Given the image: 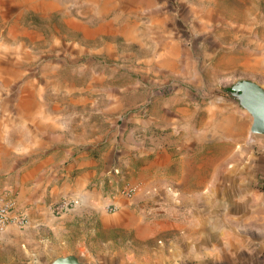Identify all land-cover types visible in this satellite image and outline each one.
Masks as SVG:
<instances>
[{"label":"rangeland","instance_id":"obj_1","mask_svg":"<svg viewBox=\"0 0 264 264\" xmlns=\"http://www.w3.org/2000/svg\"><path fill=\"white\" fill-rule=\"evenodd\" d=\"M239 80L264 88V0H0L9 140L40 145L28 167L50 189H142L166 264H264V135L228 93ZM138 130L155 151L134 159ZM16 171L0 199L19 205Z\"/></svg>","mask_w":264,"mask_h":264},{"label":"crops","instance_id":"obj_2","mask_svg":"<svg viewBox=\"0 0 264 264\" xmlns=\"http://www.w3.org/2000/svg\"><path fill=\"white\" fill-rule=\"evenodd\" d=\"M1 104L0 170L7 163L11 164V170H17L16 199L28 212V224L23 229L8 228L0 254L20 260L18 264H51L56 258L69 255L84 264H166L173 247L167 249L157 244L156 223L162 220H157L159 210L150 205L151 200L146 199L142 189L127 197L119 193L118 181L109 180L105 185V178L99 190H81L67 182L50 189L52 176H47L43 164L39 168L28 167L29 153L40 145L26 141V146L19 148L9 140V122L16 116L4 112ZM138 133L139 130L132 132V145H128L126 153L134 159L155 151L146 147L145 136L139 137ZM24 164L26 167L19 168ZM25 180H31L27 187L23 184ZM68 195L81 198V204L61 216L53 215L52 206ZM149 196L156 200L162 194ZM109 203L116 206L114 212L107 210Z\"/></svg>","mask_w":264,"mask_h":264},{"label":"water","instance_id":"obj_3","mask_svg":"<svg viewBox=\"0 0 264 264\" xmlns=\"http://www.w3.org/2000/svg\"><path fill=\"white\" fill-rule=\"evenodd\" d=\"M230 96L252 116L250 132L264 135V88L249 80L237 81L230 90ZM51 264H84L78 257L69 255L56 258Z\"/></svg>","mask_w":264,"mask_h":264},{"label":"built area","instance_id":"obj_4","mask_svg":"<svg viewBox=\"0 0 264 264\" xmlns=\"http://www.w3.org/2000/svg\"><path fill=\"white\" fill-rule=\"evenodd\" d=\"M115 173H119L115 170ZM134 187H126L122 191L123 195L130 197L134 194ZM81 204V199L77 196H66L60 202L54 204L51 208L53 215L61 216L62 214L73 210ZM108 208L113 211L116 209L114 204ZM28 224V212L26 208L19 206L15 199H0V245L3 236L10 226H17L23 229Z\"/></svg>","mask_w":264,"mask_h":264}]
</instances>
